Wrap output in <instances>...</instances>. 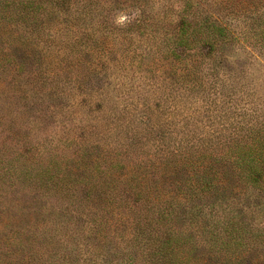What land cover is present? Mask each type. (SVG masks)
<instances>
[{
	"label": "rangeland",
	"instance_id": "rangeland-1",
	"mask_svg": "<svg viewBox=\"0 0 264 264\" xmlns=\"http://www.w3.org/2000/svg\"><path fill=\"white\" fill-rule=\"evenodd\" d=\"M119 2L125 5L110 16L114 26L143 22L132 39L112 41L109 68L98 65L96 73L77 70L69 48L52 45L30 46L29 55L20 54L23 65L7 61L14 47L0 42V264H264V0ZM101 8L91 14L94 24ZM121 15L123 25L116 23ZM182 34L191 36V46L178 44ZM169 48L195 53L198 78L171 71L180 60L167 57ZM192 142L207 150L216 145V156L230 153L221 143L233 152L220 167L227 170L222 184L201 198L204 210L180 209L167 218L165 227L176 234L173 252L153 253L160 239L145 243L122 224L124 237L91 255L82 234L97 211L86 205L76 211L90 192L88 155L119 162L115 174L146 165L161 177L166 171L151 164L167 148L186 151ZM238 145L247 159H239ZM242 166L261 168L255 181L241 174ZM40 177L49 181L41 186ZM59 180L69 197L52 186ZM135 197L124 192L119 202Z\"/></svg>",
	"mask_w": 264,
	"mask_h": 264
},
{
	"label": "trees",
	"instance_id": "trees-1",
	"mask_svg": "<svg viewBox=\"0 0 264 264\" xmlns=\"http://www.w3.org/2000/svg\"><path fill=\"white\" fill-rule=\"evenodd\" d=\"M105 3L104 0H0V42L5 46L14 47L8 53L12 58L6 60L17 61L18 64L23 65L25 60L21 59L20 54L29 55L30 46L43 44L42 46L46 48L51 45L61 49L69 48V55L73 58L75 62L73 65L77 70L83 66L96 73L98 65L103 69L109 68V54L115 48L110 46L112 41L114 42L116 38L132 39V32L141 26L143 19L136 18L123 27L114 26L112 17L125 4L119 0L110 2L108 6H105ZM100 5L104 10H99L101 18L94 24L90 20L91 14L94 10L100 9ZM100 30H106V33L100 35ZM146 34L149 37V34ZM165 36L162 42L167 44L169 37L167 34ZM155 37V34L150 35L149 39L155 41ZM191 39L188 34H182L177 42L180 46L189 47ZM150 47H156L157 50L154 52L159 53L161 44L154 42ZM151 48L147 49L151 50ZM168 53L167 57L172 56L173 59L180 60L175 68L170 65L173 73L183 78L189 76L198 78L197 59H193L195 53L182 54L171 48L168 49ZM136 54V50L132 51V57ZM140 56L144 58L142 52ZM188 58H192L191 61H187ZM116 60L121 61V58ZM162 65L169 66L167 63ZM183 139L185 138H180V141ZM230 145L218 144L219 148L227 147L226 151L230 152L221 154L223 156H216L218 151L214 150L216 145L211 150H207L201 149L198 142L189 144L190 148L186 151L179 147L167 148L159 157V163L151 164V166L158 165L157 169L166 171L160 173L161 177L153 176V172L146 165L145 169L138 173L115 174L113 167L117 166L120 170L119 162L111 161L103 164L98 155H95L97 159L94 155H88L87 161L83 162L84 166L88 167V180L85 184L88 185L90 192H87V196L83 198L84 204L76 207V211L83 205H86L88 210L97 211L95 218L91 217L83 228L82 237L88 239L85 245L88 249L92 248L89 253L93 255L95 253L93 249H98L107 242L112 243L117 235L124 237V232L119 230V225L122 224H131L134 234L131 233L132 230L125 228V231L135 238H143L145 243L153 242L149 239L152 236L160 239L161 243L157 244L153 253L158 252L162 256L172 253L173 249L169 246V242L176 234L174 230L168 231L165 227L168 225L167 218L173 216V211L176 214L180 209L198 208V215L204 210L203 203L200 202L201 198L207 193H212L214 187L222 184L223 178L226 177L223 174L227 175V170L222 172L220 167L225 165L223 161L230 160V154L233 152V146ZM239 146L241 145L237 148ZM238 150L239 159H247L246 156L249 154H246V150L242 148ZM161 164H164V167H160ZM240 170L248 180L255 181L261 168L255 170L242 166ZM172 174L183 179L171 180ZM39 181L42 186L49 180L40 177ZM52 182V186L57 187L61 196L67 197V192H62V189L69 187L58 186L59 182H63L62 180ZM44 187L46 190L51 188ZM124 192H131L136 196L132 204L119 202ZM71 195L74 196V193ZM188 218L195 217L188 216Z\"/></svg>",
	"mask_w": 264,
	"mask_h": 264
},
{
	"label": "clouds",
	"instance_id": "clouds-1",
	"mask_svg": "<svg viewBox=\"0 0 264 264\" xmlns=\"http://www.w3.org/2000/svg\"><path fill=\"white\" fill-rule=\"evenodd\" d=\"M125 21H126V17L123 15L117 17V19H116V23L120 24V25H123L125 23Z\"/></svg>",
	"mask_w": 264,
	"mask_h": 264
}]
</instances>
